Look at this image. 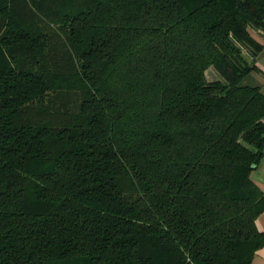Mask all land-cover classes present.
<instances>
[{
	"label": "trees",
	"instance_id": "obj_1",
	"mask_svg": "<svg viewBox=\"0 0 264 264\" xmlns=\"http://www.w3.org/2000/svg\"><path fill=\"white\" fill-rule=\"evenodd\" d=\"M255 28L264 0H0V264H252Z\"/></svg>",
	"mask_w": 264,
	"mask_h": 264
},
{
	"label": "crops",
	"instance_id": "obj_2",
	"mask_svg": "<svg viewBox=\"0 0 264 264\" xmlns=\"http://www.w3.org/2000/svg\"><path fill=\"white\" fill-rule=\"evenodd\" d=\"M257 37L260 40L262 39L260 34H257ZM246 58L248 60L251 59L249 55H246ZM254 64L256 68L246 74L242 82L248 85H259L264 92V47L255 57ZM252 178L264 189V143L262 146V155L252 170ZM256 225L259 230L264 231V211L256 219ZM252 264H264V245L256 251Z\"/></svg>",
	"mask_w": 264,
	"mask_h": 264
},
{
	"label": "rangeland",
	"instance_id": "obj_3",
	"mask_svg": "<svg viewBox=\"0 0 264 264\" xmlns=\"http://www.w3.org/2000/svg\"><path fill=\"white\" fill-rule=\"evenodd\" d=\"M255 30L261 35L264 34V32L261 29H259V28H255ZM205 75H206L207 80H212V79H215V78L216 79H220L221 78L219 73L217 71H215V69L213 67H209L206 70Z\"/></svg>",
	"mask_w": 264,
	"mask_h": 264
},
{
	"label": "water",
	"instance_id": "obj_4",
	"mask_svg": "<svg viewBox=\"0 0 264 264\" xmlns=\"http://www.w3.org/2000/svg\"><path fill=\"white\" fill-rule=\"evenodd\" d=\"M254 166V165H253Z\"/></svg>",
	"mask_w": 264,
	"mask_h": 264
}]
</instances>
